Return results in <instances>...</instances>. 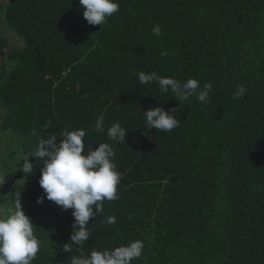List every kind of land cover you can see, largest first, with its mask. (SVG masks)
I'll return each mask as SVG.
<instances>
[{
    "label": "trees",
    "instance_id": "trees-1",
    "mask_svg": "<svg viewBox=\"0 0 264 264\" xmlns=\"http://www.w3.org/2000/svg\"><path fill=\"white\" fill-rule=\"evenodd\" d=\"M119 4L104 25L92 26L79 0H0L1 27L24 41L6 52L11 43L0 27L7 59L0 135L13 134L21 148H10L1 169L17 173L25 156L34 165L10 194L15 201L21 194L34 234L45 242L33 264H70L71 255L132 240L145 244L132 264H264V0ZM140 72L213 87L207 103L180 100L156 82L141 85ZM240 84L247 92L235 99ZM161 106L178 109L179 127H145L144 111ZM100 115L103 133L95 131ZM117 121L129 131L127 143L107 136ZM75 129L86 130V149L113 147L123 179L120 198L106 200L103 214L90 219L86 245L66 253L73 210L46 197L37 203L45 195L43 162L31 153L39 139L55 135L59 143ZM109 215L115 224L102 223Z\"/></svg>",
    "mask_w": 264,
    "mask_h": 264
},
{
    "label": "clouds",
    "instance_id": "clouds-1",
    "mask_svg": "<svg viewBox=\"0 0 264 264\" xmlns=\"http://www.w3.org/2000/svg\"><path fill=\"white\" fill-rule=\"evenodd\" d=\"M79 4L84 9V19L92 26L104 25L109 17L120 10L119 0H79ZM152 34L157 37L162 34L159 25L152 29ZM138 81L141 85L156 82L162 93L171 90L180 100L195 97L201 103H207L213 87L211 83L201 86L195 78L181 83L155 72H140ZM246 92V86L240 84L233 97L241 99ZM177 110H165L163 106L149 107L144 111L145 127L162 132L176 129L182 123L176 118ZM95 131H105L103 115L95 121ZM128 133V129L118 121L107 129L108 138L120 144L127 143ZM86 135L84 129L65 130L60 135L59 143L55 135H49L39 139L36 146L32 145L31 157L43 162L39 185L45 195L39 197L37 203L43 204L46 197L65 211L73 210L71 242L63 248L66 253H72L74 247L82 249L86 245L92 236L88 228L90 219L103 214L106 200L115 201L120 198L118 186L123 175L115 163L116 152L109 143H100L94 148L89 145L86 149ZM20 170L25 174L34 173V165L28 156L24 157ZM116 222V217L111 215L102 221L108 225ZM44 244L34 234V224L22 208L21 194H17L14 205L0 206V264H33ZM144 249L143 240H132L127 245L111 250H96L93 247L88 255H71L69 260L70 264H132L142 256Z\"/></svg>",
    "mask_w": 264,
    "mask_h": 264
},
{
    "label": "rangeland",
    "instance_id": "rangeland-1",
    "mask_svg": "<svg viewBox=\"0 0 264 264\" xmlns=\"http://www.w3.org/2000/svg\"><path fill=\"white\" fill-rule=\"evenodd\" d=\"M3 36L7 37L11 43L10 47L8 48L7 51L10 50L12 47L16 48H22L24 46V41L21 39L15 32H13L11 29L3 26ZM6 52L0 54V67L2 65H7V59H6ZM3 114V111L0 109V116ZM10 148H17L19 149L20 146L17 143V141L14 139L13 134L9 132L2 133L0 135V172L1 168L4 163V159L9 156V150ZM21 150V148H20ZM18 156H21L22 152L17 153ZM17 155L15 156L17 160H19V157ZM8 159V157H7ZM15 165V164H14ZM22 165V164H21ZM21 165H16L17 167ZM16 166H13V169H16ZM17 171V169L15 170ZM11 193H6L3 196H0V206L7 205V206H12L15 203V200L12 199V196L10 195Z\"/></svg>",
    "mask_w": 264,
    "mask_h": 264
},
{
    "label": "water",
    "instance_id": "water-1",
    "mask_svg": "<svg viewBox=\"0 0 264 264\" xmlns=\"http://www.w3.org/2000/svg\"><path fill=\"white\" fill-rule=\"evenodd\" d=\"M2 25V19L0 17V27ZM29 45L26 46L25 50L28 48ZM24 50V51H25ZM24 51L21 53V56L23 55ZM23 176L22 173H19L18 175L12 177V175H9L8 177V182L1 187V190H0V195H5L9 189L18 181L20 180V178Z\"/></svg>",
    "mask_w": 264,
    "mask_h": 264
},
{
    "label": "flooded vegetation",
    "instance_id": "flooded-vegetation-1",
    "mask_svg": "<svg viewBox=\"0 0 264 264\" xmlns=\"http://www.w3.org/2000/svg\"><path fill=\"white\" fill-rule=\"evenodd\" d=\"M23 167V165H21V166H19L17 169H20V168H22ZM19 173H22L23 174V176L20 178V180H18L10 189H9V191L7 192V193H11V191H12V189H13V187L17 184V183H19L20 181H22V178L24 177V173L21 171V170H18V172L17 173H15V174H13V173H7L5 170H1V172H0V190H1V187L2 186H4L7 182H8V177H9V175H12V177H14V176H16V175H18ZM0 196H3V195H0Z\"/></svg>",
    "mask_w": 264,
    "mask_h": 264
}]
</instances>
